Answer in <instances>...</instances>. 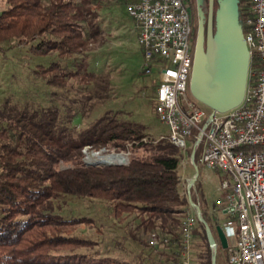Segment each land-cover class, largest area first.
<instances>
[{"label":"trees","instance_id":"16d2710c","mask_svg":"<svg viewBox=\"0 0 264 264\" xmlns=\"http://www.w3.org/2000/svg\"><path fill=\"white\" fill-rule=\"evenodd\" d=\"M129 1L4 0L0 8V53L23 49L27 58L41 59L32 67L35 84L20 85L0 105V264H170L181 258L182 224L191 209L178 173L183 151L157 123L113 109L109 75L87 60L86 51L102 36L100 9ZM251 1L238 2L242 22ZM155 77L143 84L148 96ZM97 103L108 107L83 122ZM85 145L128 150V162L86 164ZM200 155L198 145V167ZM66 196L105 202L123 233L78 234L77 226L94 225L93 218L65 209ZM153 231L157 244L150 242ZM192 237L201 246L199 264H211L201 221ZM126 239L136 249L126 247Z\"/></svg>","mask_w":264,"mask_h":264},{"label":"built area","instance_id":"2783aa9c","mask_svg":"<svg viewBox=\"0 0 264 264\" xmlns=\"http://www.w3.org/2000/svg\"><path fill=\"white\" fill-rule=\"evenodd\" d=\"M126 8L135 20L142 73L156 75L149 98L169 128L168 139L183 151L200 145L203 166L222 174L221 193L214 204L228 214L220 222L228 242L227 264H264V0H252L251 14L241 21L249 49L244 97L237 106L214 112L212 118H208L210 108L189 91L196 33L185 1L132 0ZM106 150L101 147L96 153L103 155ZM110 153L123 157L114 163L128 162V150L106 154ZM196 220L195 212L185 216L181 258L170 264H191ZM149 238L158 243L156 232Z\"/></svg>","mask_w":264,"mask_h":264},{"label":"rangeland","instance_id":"374dc122","mask_svg":"<svg viewBox=\"0 0 264 264\" xmlns=\"http://www.w3.org/2000/svg\"><path fill=\"white\" fill-rule=\"evenodd\" d=\"M184 1L190 12L192 31L193 33H196L195 30L198 25L199 12H206L207 0H202L199 4L196 3V0ZM3 6L4 0H0V8ZM99 14L101 17V39L93 43L86 52L90 68L96 71L102 70L109 75L110 96L108 99H111L109 103L110 106L113 109L132 111L134 116H138L143 121L157 123L160 129L159 131L165 133L168 132V126L158 118V115L153 108V104L149 100V88L143 85L144 83H147L148 79L155 75V73L153 72L150 75H144V73H142L141 65L143 63V57L137 41L135 20L128 13L126 4L122 2L111 4L104 9H100ZM16 50L17 49L11 51L14 54L10 53V56L8 57V54L3 55L0 53V105L7 98H10L11 96L13 97L20 85H31L30 83L34 80V74L32 71L33 63L41 60L35 56L27 58L29 55L26 54L23 49H20L19 51ZM39 81V87L45 90L46 88L44 87V84H42L43 81L42 83L41 80ZM33 84L35 83L33 82ZM107 107V103L95 104L93 109L89 111L88 115L84 116L83 122L90 121L95 116L101 114ZM111 150L113 149H107L102 154L106 155V153L111 152ZM82 151L83 161L86 159L88 160V157L90 159V157H92L90 154L96 153V150L89 146H83ZM113 151L118 152L115 150ZM96 161L99 162L98 160ZM204 170L205 167L200 161L198 175L188 190V183L194 174V168L190 158V152H182L181 160L178 165L180 187L182 191L187 196L188 193H190L194 202L197 203L199 207L201 206L202 209H205L206 205L216 209L214 201L216 196L221 193L217 187L222 174L216 170L217 174L212 173V180H205L203 177L205 174ZM63 207L72 210V213L74 214H84L93 218L94 225L79 224L77 226L76 232L78 234L97 238L103 233V236H106L107 238H115L123 233L122 226L113 221L107 213L106 203L99 199L66 196L65 201L63 202ZM190 212L196 213L195 207L192 205ZM227 217L228 214L221 211H215V219L218 223ZM197 221L199 220L197 219L196 222ZM216 224V222L211 221L213 228ZM96 226H99L100 234L97 233L98 229L96 230ZM125 242L126 247L136 249L137 243L133 240L126 239ZM200 250L201 246L198 245L196 237H192L191 249L189 251L191 264L200 263L199 257L197 256ZM226 259V247L217 244L216 264H227Z\"/></svg>","mask_w":264,"mask_h":264},{"label":"water","instance_id":"95a60500","mask_svg":"<svg viewBox=\"0 0 264 264\" xmlns=\"http://www.w3.org/2000/svg\"><path fill=\"white\" fill-rule=\"evenodd\" d=\"M202 0H197L199 4ZM207 0V9L199 12L195 34L192 69L189 80L191 95L210 108L208 118L214 112H224L237 106L243 99L249 67V49L240 20L239 0ZM195 149L190 151L194 174L188 183H194L198 165L194 161ZM86 164H112L110 162L86 161ZM190 205L195 207L196 216L204 224L209 246L211 264H216L217 241L227 247V237L220 223L214 230L201 214L200 207L188 193Z\"/></svg>","mask_w":264,"mask_h":264},{"label":"crops","instance_id":"0c3cea01","mask_svg":"<svg viewBox=\"0 0 264 264\" xmlns=\"http://www.w3.org/2000/svg\"><path fill=\"white\" fill-rule=\"evenodd\" d=\"M205 174H204V179L205 180H212V173L214 174V173H216L217 174V171L216 170H210V169H206L205 168ZM217 189H218V187H217ZM217 197V196H216ZM201 207V206H200ZM201 214H202V216L204 217V219L206 220V222L210 225V227L212 228V230H214V228L212 227V225H211V221L212 222H216V223H218V221L215 219V211H219L217 208L215 209V208H213V207H209V206H205V209H202V207H201ZM210 216H211V218H210ZM216 241H217V244H219L220 245V243L218 242V239L216 238ZM228 241H229V239H228Z\"/></svg>","mask_w":264,"mask_h":264},{"label":"bare ground","instance_id":"6f19581e","mask_svg":"<svg viewBox=\"0 0 264 264\" xmlns=\"http://www.w3.org/2000/svg\"><path fill=\"white\" fill-rule=\"evenodd\" d=\"M92 157H88V161H96L98 160L99 162H110L114 160H123V157L121 154H116V153H110V154H103V155H97L96 153L90 154ZM89 156V155H88ZM87 160V159H86Z\"/></svg>","mask_w":264,"mask_h":264},{"label":"flooded vegetation","instance_id":"af4514ba","mask_svg":"<svg viewBox=\"0 0 264 264\" xmlns=\"http://www.w3.org/2000/svg\"><path fill=\"white\" fill-rule=\"evenodd\" d=\"M207 2V1H206ZM196 3H197V0H196Z\"/></svg>","mask_w":264,"mask_h":264}]
</instances>
